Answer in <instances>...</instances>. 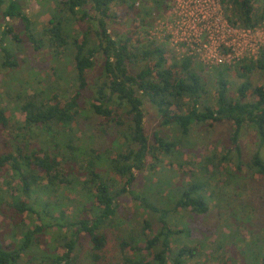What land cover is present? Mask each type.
I'll return each instance as SVG.
<instances>
[{
    "label": "trees",
    "instance_id": "1",
    "mask_svg": "<svg viewBox=\"0 0 264 264\" xmlns=\"http://www.w3.org/2000/svg\"><path fill=\"white\" fill-rule=\"evenodd\" d=\"M24 1L0 0V135L4 127L9 136L0 152V264H74L86 243L90 264H113L106 258L108 229L129 203L136 205L132 219L138 207L144 213L135 220L138 231L116 243L121 264H264V230H249L248 240L238 231L250 224L249 214L230 212L227 231L205 224L210 203L233 178L264 176V47L205 76L196 54L176 56L156 38L137 36L151 27L155 7L168 8L166 0L145 9L135 0H37L36 19ZM221 3L232 25L254 28L264 20L261 0ZM119 7L135 29L111 34ZM43 12L48 18L40 24ZM18 71L21 79L12 80ZM254 74L260 82L251 81ZM231 75L244 80L235 84ZM144 98L159 115L151 135ZM11 110L24 114L22 123L10 118ZM84 112L108 123L109 131L100 128L108 146L82 133ZM218 122L231 125L214 144L220 150L196 163L184 158L195 133ZM247 129L259 144L244 158L240 138ZM236 242L242 257L222 258Z\"/></svg>",
    "mask_w": 264,
    "mask_h": 264
},
{
    "label": "rangeland",
    "instance_id": "2",
    "mask_svg": "<svg viewBox=\"0 0 264 264\" xmlns=\"http://www.w3.org/2000/svg\"><path fill=\"white\" fill-rule=\"evenodd\" d=\"M166 3L168 5V8H164V7L160 8V6L155 7V8H158V11H157L158 15L156 18L153 17L154 19L151 22V27L147 31L144 26V29H142L139 35L137 34V36L147 35V37L156 38L158 41L162 42L164 46L166 45V47L171 49V51L176 56H180L179 54H177V52L175 51L171 43H173L172 31L175 29V24H177L178 20H180L181 18H178L175 16L173 1L166 0ZM261 3L264 6V0H261ZM135 4L138 6L139 9L140 8L141 9L152 8L151 0H135ZM220 4H221V9H222V15L226 18L225 10L221 3V0H220ZM40 8L41 6L37 2V0H25L24 1L23 9L25 13L27 14V16L31 19H34V18L36 19V13L40 10ZM188 10H189L188 16H190L189 14L197 13L195 8H193L192 6ZM114 11H116L118 15L116 17L117 21L109 25V32L111 34H113L115 31H117V33L119 34H125L129 30L135 29V24L133 22L131 15L129 14L125 15L123 9L120 7L116 8ZM47 18H48V13L43 12L40 16L37 17V22L42 24L45 20H47ZM165 21H169V22H166L168 23V25L166 26H165V23H163ZM263 22L259 26L263 25ZM140 26L142 28L141 24ZM73 31H76V32L79 31V27L77 25H74ZM261 33H259V35L257 36V39L261 38L264 40V32H261ZM178 38L179 37H175L174 41L175 39H178ZM198 39L201 44H208L209 42L205 34L200 35ZM228 40L230 41L231 44H234L235 48L234 50H231L230 53L229 51H227V48L223 49L225 52L229 53V55L227 56L229 62H225L222 64H229V65L234 66L238 64L241 60H244L245 57H254L253 56L254 52H252L251 50L252 43H250V41L248 40L244 41L242 38H237V37L234 39L229 37ZM45 54H46V50L42 49L39 55L36 56L37 60L40 61L42 59H45L44 58ZM200 65H201L200 67L203 68L201 69L202 74L205 76L209 75L208 72L210 68L214 66L213 64L205 63L204 60L200 62ZM43 75H44V72L42 71L40 73V76H43ZM0 76H1V71H0ZM92 76H94L93 72H91L90 74V77ZM21 77H22V74L19 73L18 71L16 73H13L12 80L15 79V81H18L21 79ZM230 78H231V81L235 84L237 82L239 83L242 80H244L243 78H240L238 75H234V76L231 75ZM251 81L253 83H258L261 80L259 79L257 74H254L251 76ZM213 91L214 90L210 86L209 88L210 98L214 96ZM85 100H86V97L83 95V97L80 98V101L85 102ZM143 100H144V103H143L144 125H145L146 131L148 132V134L151 135L153 131L158 129L159 115H158L156 107L147 98H144ZM2 105H6L5 102L2 103ZM11 113L12 115L10 116V118H12V120H16L18 123H22L24 114L20 110H15V111L11 110ZM84 113L86 114H83L79 118L80 128L83 131L82 133L86 137H90L92 141H94V139L99 138L100 139L99 142L101 143H99L98 145H102L105 147L108 146L109 140L105 135L106 133H104L100 129L102 127L101 125L103 124V122L100 123L99 119L91 116L87 112H84ZM103 125L106 130L108 131L110 130L108 123H105ZM78 126H79V123H78ZM10 127H12V125H10L9 128ZM39 130H40L39 128H36L34 131V134H40L39 140L37 139L34 140L36 141L37 144H40V141L43 138L42 136L43 134L40 133ZM230 130H231V125L229 122H218V123H215L211 127L200 129L193 136L192 140L194 141V146L189 147L187 154L183 155V157L188 159V161H193L196 163L202 158V156L206 154H211V152L214 149L220 150V147L218 146L214 147V144L218 140H220L222 137H225L229 133ZM37 136L38 135H35V138ZM91 136H93L94 139ZM8 137H9L8 131L4 129L3 127L2 134L0 135V152L5 150V145H3V139L4 138L7 139ZM240 140H241L244 158H247L254 151L258 149L259 141L254 136V132L251 129H247L246 131H244L241 135ZM261 151L264 152V147H261ZM184 166H186L185 168L187 170L191 168L190 165H184ZM231 169H234V167H232ZM175 179L176 177H173L172 180H175ZM221 181L223 182L222 179ZM13 182H16V181H13ZM4 187L5 185L3 184V181L0 178V188H4ZM223 190L224 192H222L219 198L214 203H210L211 211L208 217L206 218L205 224L206 225L208 224L209 228H213L214 226H216L217 223H219L220 226L224 230L227 231L228 225L224 224L223 222L224 220L230 223L233 222L232 218L230 217V212L236 213V215L242 214V216L249 214L250 224H245L246 226L242 227L241 229H238L242 240L243 239L248 240L250 238L249 230L259 231L263 233V230H264V176L254 175L250 177L246 175L244 172H242L241 174H239V176L233 178L231 184L225 186ZM133 206L135 207L136 205L131 204V203L125 205L124 207L126 208V211H123L121 213L122 218H120L111 228L108 229L109 245L107 248L106 258L110 257L108 259L111 260L113 264H121L119 252L117 251L118 248L116 245V243H118V240L120 238L128 236V234H130L131 232L136 233L138 231L139 225L138 223L135 222V220L140 218L139 216L142 212L144 213V210L141 207H138L139 208V213L137 215L138 218L132 219L129 216L128 212L132 211ZM64 209L66 213L68 214L72 212V209L69 206H66ZM24 216H25V220L27 221L26 215ZM1 219H3V217L0 214V228L2 229L4 224H3V221H1ZM213 237H214V234L208 237V239L213 238ZM47 238H49V235H47L46 239ZM6 239L7 241H9L8 237ZM44 241L45 239L43 238V240L41 241L42 246H43ZM209 241L211 242L212 240L210 239ZM239 243L240 242L238 243L236 242V243H233L232 245H228L227 250L224 252L225 250L224 248V250L221 251L220 256H222V258L223 257L228 258L230 256V257H234L235 259H240V257H242V254L239 251L238 246H241ZM89 248L90 247L88 243L83 245L82 251L78 253L76 263L74 264H90L91 263V259L88 255ZM204 251L207 254V252L209 253L211 249L210 248L204 249ZM57 252L58 253L62 252L61 247H58ZM202 258L206 259L207 257L203 256ZM218 260L213 262V264H218L219 262ZM23 264H25V262Z\"/></svg>",
    "mask_w": 264,
    "mask_h": 264
},
{
    "label": "built area",
    "instance_id": "3",
    "mask_svg": "<svg viewBox=\"0 0 264 264\" xmlns=\"http://www.w3.org/2000/svg\"><path fill=\"white\" fill-rule=\"evenodd\" d=\"M175 16L181 18L172 31V46L177 54H196L201 61L207 64L218 65L229 62L227 56L234 50V44L229 37L242 38L252 43L251 50L256 56L259 48L264 47V40L257 36L264 32L263 25L254 28H244L232 25L222 15L220 0H172ZM195 8V14H189L190 7ZM169 21H165V26ZM206 35L208 44H201L198 37ZM262 34V33H261ZM175 37H179L175 39ZM176 44V45H175ZM227 48L228 52L223 49ZM229 49V50H228Z\"/></svg>",
    "mask_w": 264,
    "mask_h": 264
}]
</instances>
